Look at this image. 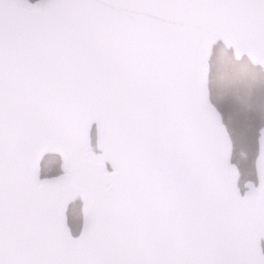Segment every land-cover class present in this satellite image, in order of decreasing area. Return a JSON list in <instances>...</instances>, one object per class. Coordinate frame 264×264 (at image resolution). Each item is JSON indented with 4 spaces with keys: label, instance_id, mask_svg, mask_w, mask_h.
Returning a JSON list of instances; mask_svg holds the SVG:
<instances>
[{
    "label": "snow or ice",
    "instance_id": "6c2138e0",
    "mask_svg": "<svg viewBox=\"0 0 264 264\" xmlns=\"http://www.w3.org/2000/svg\"><path fill=\"white\" fill-rule=\"evenodd\" d=\"M226 51L264 0H0V264H264Z\"/></svg>",
    "mask_w": 264,
    "mask_h": 264
},
{
    "label": "trees",
    "instance_id": "16d2710c",
    "mask_svg": "<svg viewBox=\"0 0 264 264\" xmlns=\"http://www.w3.org/2000/svg\"><path fill=\"white\" fill-rule=\"evenodd\" d=\"M224 55L230 62L237 116L251 135L258 139L259 131L264 126V72L260 67L250 64L247 59L236 58L232 52L226 51ZM247 160L248 152L242 145L238 151L237 163Z\"/></svg>",
    "mask_w": 264,
    "mask_h": 264
},
{
    "label": "water",
    "instance_id": "95a60500",
    "mask_svg": "<svg viewBox=\"0 0 264 264\" xmlns=\"http://www.w3.org/2000/svg\"><path fill=\"white\" fill-rule=\"evenodd\" d=\"M234 54V56L236 57H241L242 55L236 53V52H232ZM251 64L253 65H258L259 67H261L264 71V64H257V63H254V62H251L250 60H248ZM264 138V127H262V129L260 130L259 132V137H258V140Z\"/></svg>",
    "mask_w": 264,
    "mask_h": 264
}]
</instances>
